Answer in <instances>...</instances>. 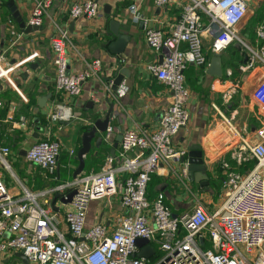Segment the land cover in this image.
I'll list each match as a JSON object with an SVG mask.
<instances>
[{
    "label": "built area",
    "instance_id": "1",
    "mask_svg": "<svg viewBox=\"0 0 264 264\" xmlns=\"http://www.w3.org/2000/svg\"><path fill=\"white\" fill-rule=\"evenodd\" d=\"M51 1L34 0L28 18L30 25L42 24ZM167 2L155 0L159 6ZM128 9L134 21L143 23L145 41L159 58L146 66L148 72L170 92V102L160 114L158 127L151 132H122L117 153L106 155L97 172L79 174L50 189L34 191L22 186L21 194H13L0 175V264L10 260L12 264H264V122L252 136H242L232 118L215 109L221 116V149L228 147L230 159L237 165L250 159L255 161L250 170L239 173L227 160H221L223 201L217 209L210 211L196 201L191 211L173 216L162 192L153 199L147 196L151 175L163 163L171 159L180 161L186 154V150L175 148L173 139L189 121L185 70L189 65H207L204 36L210 38L212 53L219 54L237 42L248 49L249 67L264 66V48L254 50L238 35L248 12V1L187 0L168 33L148 26L136 4H130ZM98 14L96 0L76 2L69 9L72 19L94 18ZM53 25L56 32L51 38V49L57 91L78 96L88 79L97 78L106 97L115 99L127 92V87L120 86L115 95L111 90L113 78H103L99 59L88 62L83 70L69 73L65 51L68 44L72 45L69 34L66 28ZM21 36L20 31L11 29L10 45H15ZM255 36L264 40V19L255 28ZM36 56L34 52L25 60ZM1 58L0 79H8L10 70L2 65ZM256 99L264 102V83ZM70 117L68 109L59 105L48 119L56 122ZM113 130L107 125L106 141L111 140ZM236 139L237 144L231 146ZM8 152V147H0V159L9 169L3 157ZM60 152L59 141L41 138L26 150L25 160L39 167L45 178H55ZM182 164L185 172L187 162ZM67 189H74L75 193L63 214V231L56 214L44 208L39 199L48 203L47 194ZM110 197H117L123 210L115 218L114 230L109 232L102 223L86 226L89 203ZM139 238L146 239L154 249L148 258L136 256L141 248L136 245ZM156 250L161 256L150 261ZM17 252L22 253L26 262L16 256Z\"/></svg>",
    "mask_w": 264,
    "mask_h": 264
},
{
    "label": "crops",
    "instance_id": "2",
    "mask_svg": "<svg viewBox=\"0 0 264 264\" xmlns=\"http://www.w3.org/2000/svg\"><path fill=\"white\" fill-rule=\"evenodd\" d=\"M8 1L0 0V56L2 65L10 70L8 79H0V147L9 148L5 156L11 174L18 182L6 181L13 194H21L22 186L38 191L72 180V173L79 163L76 153L81 146L82 134L90 128L94 118L103 117L109 107L103 101L100 103V97L105 95L97 78L88 79L78 96H69L56 90L51 49V38L56 32L53 23L66 28L69 34L72 45L68 44L65 48L69 73L83 70L88 62L99 59L103 66V78H113L111 72L115 67L109 69V66L118 63L119 59L106 50L107 42L114 39L109 30V21L117 20L119 32L129 36L124 50L125 59L120 61L124 79L117 87H127V92L115 99L108 97L114 102L113 116L108 123L114 129L112 138L106 141L105 132L95 133L90 148L94 153L89 155V151L84 156V168L80 174L97 172L114 144L117 153L120 140L116 138L120 132H151L158 127L160 114L170 102V92L146 68L159 58L145 41L143 23L134 21L128 6L136 4L140 14L147 19L148 26L168 33L187 0H168L162 6L157 5L155 0H96L99 4L96 17L76 19L70 18L69 9L72 4L85 0H52L42 24L30 32H25L19 26L7 6ZM247 1L248 12L239 26L241 29L238 35L245 45H250L254 50L264 48V40H257L255 36V28L264 19V0H253L251 5ZM13 3L21 20L25 25L29 24L34 0H13ZM11 29L22 33L21 39L13 46L9 42ZM236 43L219 53L220 76L207 72L213 56L207 35L203 39L207 65H189L185 70V84L189 90L185 107L189 112V121L174 136L173 143L176 149L186 150V159L190 145H201L206 166L204 174L209 183L206 186L200 185L193 177L190 179L188 170H183L185 164L180 161L171 159L163 163L151 175L147 196L153 199L158 192H162L173 214L191 211L196 201H200L210 211L221 205L224 178L221 160H227L233 170L239 173H246L252 168L241 171L240 167L245 164L237 165L231 160L228 147L221 149L224 142L218 130L221 116L215 110L232 118L242 136H252L255 128L264 122V102L260 103L256 99L264 83V66L258 64L248 69L239 68L246 61L248 51L244 52ZM34 52H37V56L26 61ZM41 96H47L43 107L37 105ZM89 101L94 102L93 107L98 111L94 117L86 107ZM59 105L68 109L70 119L50 122L48 116ZM41 138L57 140L61 145L55 178H45L39 167L25 160L26 150ZM100 142L108 147L106 154L101 150L96 152ZM237 142V139L233 140L231 146ZM70 150L74 153L71 154ZM52 195L47 194L48 203L44 202V198L39 202L56 214L59 228L65 231L63 214L68 205L56 201L57 209H54L50 203ZM208 196H212V199H205ZM121 214L123 210L117 197L91 201L86 226L102 223L111 232L116 226L115 218Z\"/></svg>",
    "mask_w": 264,
    "mask_h": 264
},
{
    "label": "water",
    "instance_id": "3",
    "mask_svg": "<svg viewBox=\"0 0 264 264\" xmlns=\"http://www.w3.org/2000/svg\"><path fill=\"white\" fill-rule=\"evenodd\" d=\"M7 6L10 7V11L13 13V16L16 18V21L19 23V26L21 28H24L25 32H30L31 30L38 28V26H32L30 24L25 25V23L21 20V17L19 16L16 10L13 0H9L7 2ZM105 12L109 13L108 10H105ZM109 30L110 33L114 36V39L107 42L106 50L108 54H110L114 58L117 57L119 59L118 63L110 64L109 66V69H112L113 66L115 67L111 72L113 75V83L111 85V90L115 92L116 95L117 87L124 79V72L121 70L120 61L125 59L124 50L129 40V36L127 34H123L119 32V22L115 19H111L109 21ZM207 72L213 76L221 75L222 71H221L219 54L213 53ZM46 98L47 96H41L37 101V105L39 107H43L45 105ZM100 99H101L100 103L103 101L106 104H108L109 107L105 112V114L103 115V117L94 118V121L91 124L90 128L82 134L81 146L79 147L76 153V157L79 163L72 173V178H75L83 170L84 156L90 151L91 140L94 137L95 133L97 131L105 132L108 123L111 122L113 116L112 110H113L114 102H111L109 98L106 96L105 97L101 96ZM93 106H94L93 101H89L86 104V107L89 108V114H91L94 117V115H98V111ZM121 137H122V132L119 133L116 140H121ZM115 149H116V144H114V146L110 149V154L112 156L115 154ZM185 160L187 162V170L189 172V178L191 179L193 177L200 185H205V186L208 185L209 182L207 180V176L204 174L206 166L204 164V160L202 156L201 145L199 144L190 145L188 147L187 159L185 158V155H183L181 157L180 162L183 163L185 162ZM58 165L59 164H57V166ZM74 193H75L74 189H67L65 192L56 190L51 198V202H50L51 206L54 209H57L55 207L56 201H59L63 204L69 203ZM173 216H176V214H173ZM199 242L200 244H203L202 239H199ZM136 245L138 247H141L136 254L137 257L148 258L149 255L152 254L154 251L153 247L150 244H148L147 240L144 238L137 239ZM16 256L20 257L22 262H26V258L22 255L21 252H17Z\"/></svg>",
    "mask_w": 264,
    "mask_h": 264
},
{
    "label": "rangeland",
    "instance_id": "4",
    "mask_svg": "<svg viewBox=\"0 0 264 264\" xmlns=\"http://www.w3.org/2000/svg\"><path fill=\"white\" fill-rule=\"evenodd\" d=\"M252 1H253V0H249V5H251ZM250 8H251V7H250ZM240 29H241V28H238V31H239V32H240ZM236 45L239 46L240 49H242L244 52H247V51H248L247 48L245 49V47H243L242 44L236 43ZM249 46H250V45H249ZM249 62H250V55H249V53L247 52V55H246V61H244L243 66H240L239 68H242V67H244V69H248V68H250V67L248 66V65H249ZM5 155H6V154H4L3 157L6 159L7 156H5ZM7 159H8V158H7ZM7 159H6V160H7ZM0 175H1V178H2L3 182L6 184V186H8L7 183H6V181L9 182L10 180H12L14 183H18L17 180H16V178L11 174V170L8 169V168L2 163L1 159H0ZM18 185H19V184H18ZM20 188H21V186H20ZM206 198H207V199H212V196L205 197V199H206ZM40 199H41V198H40ZM40 199H39V200H40ZM155 246H156V245H155ZM159 256H161V254H160V252H159L158 250H156V253H155V255H154V258L151 259L150 261H154V260L158 259ZM5 264H12V262H11V260H10L9 262H7V263H5Z\"/></svg>",
    "mask_w": 264,
    "mask_h": 264
},
{
    "label": "trees",
    "instance_id": "5",
    "mask_svg": "<svg viewBox=\"0 0 264 264\" xmlns=\"http://www.w3.org/2000/svg\"><path fill=\"white\" fill-rule=\"evenodd\" d=\"M87 128H84L83 130H86ZM98 147V149H97V151L96 152H99L100 150L104 153V154H106L107 153V151H108V147L103 143V142H100L99 143V145L97 146ZM92 153H94V150H90V152H89V155H91ZM105 157V156H104ZM104 161V160H103ZM254 163H255V161L253 160V159H250L249 161H247L246 163L244 162L243 164H245V165H243L242 167H240V170L241 171H244L245 169H247V168H251L253 165H254ZM101 164V163H100ZM59 179H60V177H59ZM65 179V178H64ZM149 184V183H148ZM147 193H148V185H147ZM148 196H150V195H148Z\"/></svg>",
    "mask_w": 264,
    "mask_h": 264
}]
</instances>
